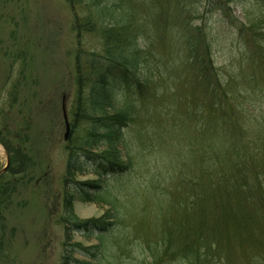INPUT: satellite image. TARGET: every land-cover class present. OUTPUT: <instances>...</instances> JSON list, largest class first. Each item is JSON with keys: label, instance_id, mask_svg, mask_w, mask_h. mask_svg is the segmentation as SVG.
Listing matches in <instances>:
<instances>
[{"label": "trees", "instance_id": "16d2710c", "mask_svg": "<svg viewBox=\"0 0 264 264\" xmlns=\"http://www.w3.org/2000/svg\"><path fill=\"white\" fill-rule=\"evenodd\" d=\"M65 2L73 14L71 28L78 46L74 117L85 133L77 147L97 176L91 182L74 183V195L81 202L110 207L96 221H79L69 214L64 218L65 235L76 230L86 239L98 241L87 248L75 245V249L92 264H102L105 255L110 259L107 264H122L121 259L126 264H264V115L255 114V105L248 104L253 97L264 98V21L246 29V24L230 15V4L223 0ZM200 8L205 10L203 15ZM217 12L235 28L249 61L260 71V80H248L251 87H234L233 77L223 78L215 66L212 38L203 16ZM257 13L263 17L264 8ZM245 20L250 22L248 13ZM90 34L100 40L97 52L83 48V38ZM158 50L175 57L165 61ZM11 60L7 79L20 56L16 54ZM183 62L192 72L198 97L205 96L201 116L194 115L192 121L195 146L199 147L194 164L186 171H177L164 190L156 183L145 185L144 191L167 197L164 203L155 198L159 207L154 220L157 232L151 235L146 228L145 234L150 236L142 242L126 233L117 236L120 190L108 187V182L118 184L132 169L130 155L139 132L133 140L127 131L133 134L137 128L142 93L162 86L166 72ZM153 70L157 77H153ZM19 92L11 87L5 100L0 99V106L7 100L13 102ZM84 102L83 115L78 114ZM8 129L0 119V145L9 161L0 175V211L15 190L13 178H21L31 162L20 134ZM83 165L77 159L69 168L81 171ZM65 201L64 208L70 211L72 199ZM64 264L72 262L64 259Z\"/></svg>", "mask_w": 264, "mask_h": 264}, {"label": "rangeland", "instance_id": "374dc122", "mask_svg": "<svg viewBox=\"0 0 264 264\" xmlns=\"http://www.w3.org/2000/svg\"><path fill=\"white\" fill-rule=\"evenodd\" d=\"M223 1L229 2L230 15L246 24V29L257 27V21L261 24L264 21V16L257 13L264 8V0ZM241 10L248 13L249 23ZM203 11L200 8L198 12L203 15ZM219 14L203 16L206 32L212 38L210 50L215 66L223 78L233 77L234 87H251L248 80H260V71L249 61L235 28L229 27ZM72 15L65 0H0V99L5 100L13 86L20 90L13 102L7 100L0 106V119L11 133L20 134L22 148L31 161L21 178H13L15 190L0 211L3 222L0 264H64V259L72 264L90 263L75 245L87 248L98 241L92 237L86 239L76 230L65 235L64 218L69 214L79 221H96L110 210L105 204L81 202L74 195V183L91 182L97 176L84 163L77 147L85 132L74 117L78 103L74 59L78 46L76 33L71 28ZM83 39L85 50L98 51L100 40L96 34L85 35ZM156 53L168 62L175 57H170L169 52L158 50ZM16 54L20 61L7 79L13 64L10 57ZM174 66L166 72L162 86L142 93L137 128L133 134L127 131V137L133 140L139 132L130 155L131 171L118 184L108 182V187L120 190L117 200L120 229L116 233L121 235L117 236L126 233L142 242L150 236L145 234L146 228L151 235L157 232L158 224L154 220L159 207L155 205V198L160 197L155 192L144 191L145 185L156 183L164 190L177 171H186L194 164L198 151L192 121L194 115L204 110L205 96L198 97L192 72L184 62ZM152 75L157 77L154 70ZM251 103L256 107L255 114L264 115L263 97H253L248 104ZM62 104L66 106L70 126L67 141L63 140ZM85 106L86 102L78 114L83 115ZM0 149L2 170L6 153L2 145ZM77 159L84 164L81 171L69 168ZM170 163L175 165L172 169H169ZM69 197L72 199L70 211L64 208L65 198ZM160 199L163 203L167 201V197ZM109 260L105 255L102 264Z\"/></svg>", "mask_w": 264, "mask_h": 264}, {"label": "water", "instance_id": "95a60500", "mask_svg": "<svg viewBox=\"0 0 264 264\" xmlns=\"http://www.w3.org/2000/svg\"><path fill=\"white\" fill-rule=\"evenodd\" d=\"M62 114H63V121H64V126H65V133H64L63 138H64V140H67L68 136L70 134V128H69V124H68V121H67V116H66L65 105L64 104H62ZM7 166H8V161H6L5 167L0 171V175L5 172Z\"/></svg>", "mask_w": 264, "mask_h": 264}, {"label": "bare ground", "instance_id": "6f19581e", "mask_svg": "<svg viewBox=\"0 0 264 264\" xmlns=\"http://www.w3.org/2000/svg\"><path fill=\"white\" fill-rule=\"evenodd\" d=\"M61 112H62V106H61ZM65 112H66V106H65ZM67 116V115H66ZM62 117H63V114H62ZM68 121V120H67ZM69 124V123H68ZM64 128H65V126H64ZM69 128H70V126H69ZM64 140V139H63ZM67 141V140H66ZM0 151H1V149H0ZM6 161H8V158H7V155H6ZM6 165V164H5ZM8 165H9V161H8ZM5 167V166H4ZM7 168H8V166H7ZM7 168H6V170H7ZM5 170V171H6ZM1 171V170H0ZM5 173V172H4ZM3 174V173H2ZM1 174V175H2Z\"/></svg>", "mask_w": 264, "mask_h": 264}]
</instances>
